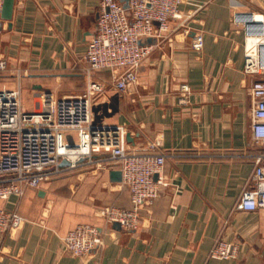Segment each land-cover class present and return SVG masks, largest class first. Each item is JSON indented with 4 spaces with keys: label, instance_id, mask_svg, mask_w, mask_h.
I'll use <instances>...</instances> for the list:
<instances>
[{
    "label": "crops",
    "instance_id": "0c3cea01",
    "mask_svg": "<svg viewBox=\"0 0 264 264\" xmlns=\"http://www.w3.org/2000/svg\"><path fill=\"white\" fill-rule=\"evenodd\" d=\"M100 1L15 0L5 20L0 0V57L8 62L0 88L21 87L25 109L33 110L38 91L80 95L90 80L100 83L95 120L126 125L132 150L159 142L158 151L168 154V184L143 207L135 230L97 214L111 204L132 205L128 187L111 180L112 169L76 168L61 181L27 187L2 203L25 221L0 231V264H264V208L238 207L254 171L253 161L238 155L261 149L252 110L253 87L264 74L244 71L247 33L234 21L236 13L264 18V0H183L184 16L171 19L170 31L143 40L153 49L138 69L139 83L126 92L110 70L87 73ZM196 31L204 34L200 51L192 45ZM182 82L192 89L188 104L179 102ZM76 179L82 182L70 196L53 192ZM80 222L102 227L101 249L77 256L65 247L63 236ZM221 238L238 245L235 257H210Z\"/></svg>",
    "mask_w": 264,
    "mask_h": 264
},
{
    "label": "built area",
    "instance_id": "2783aa9c",
    "mask_svg": "<svg viewBox=\"0 0 264 264\" xmlns=\"http://www.w3.org/2000/svg\"><path fill=\"white\" fill-rule=\"evenodd\" d=\"M182 1L129 0L126 7L120 0H101L96 30L85 51L88 75L110 70L113 84L121 92L137 85L138 69L153 49L143 40L165 36L171 19L184 16L179 7ZM254 19L248 13L234 15V21L243 22L247 33L244 71L264 74V18ZM192 45L196 51L203 49L202 31L195 32ZM7 67V60L0 57V73ZM102 91V85L94 80L80 95L57 97L41 90L35 93V109L27 110L21 87L0 88V231L14 232L25 221L21 214L3 206L4 201L23 195L27 187H39L66 171L84 167L121 170L132 205L111 204L97 214L127 230L140 226L143 207L168 184L163 175L168 154L158 151L156 141L150 142L147 150H132L126 125L97 122L93 101ZM191 93L189 83L182 82L179 102L188 104ZM253 95L252 136L261 149L238 155L254 163L251 181L238 202V207L248 211L264 208V79L255 82ZM63 160L68 163L62 165ZM62 239L77 256L105 244L102 227L91 222L76 224ZM237 251L235 242L221 238L211 248L210 257L228 259Z\"/></svg>",
    "mask_w": 264,
    "mask_h": 264
},
{
    "label": "rangeland",
    "instance_id": "374dc122",
    "mask_svg": "<svg viewBox=\"0 0 264 264\" xmlns=\"http://www.w3.org/2000/svg\"><path fill=\"white\" fill-rule=\"evenodd\" d=\"M23 93V92H22ZM24 94V93H23ZM99 100H100V96L98 95V96H96L95 98H94V101H93V114H94V107H95V104L97 103V102H99ZM36 104V103H35ZM31 107H32V103L30 102L29 103V109H31ZM84 168H90V167H84ZM73 175H75V173H72V171L71 170H69V171H66L64 174H62V175H60V176H58V177H56V178H53V179H51V180H48L46 183L47 184H51V183H55V182H57V181H61L62 179H64V178H67L68 176H73ZM79 182H82V180H80V179H76V180H73V183H72V186H69V185H64V186H61V187H59L58 189H56L55 187H53V192L54 193H58V192H60L63 196H70L69 194L72 192V190H77V188H78V183ZM84 200V199H83ZM82 200V201H83ZM100 209V208H99ZM98 209V210H99ZM97 210V211H98Z\"/></svg>",
    "mask_w": 264,
    "mask_h": 264
},
{
    "label": "water",
    "instance_id": "95a60500",
    "mask_svg": "<svg viewBox=\"0 0 264 264\" xmlns=\"http://www.w3.org/2000/svg\"><path fill=\"white\" fill-rule=\"evenodd\" d=\"M128 1L125 0L124 5L127 7L128 6ZM14 5H15V0H3L2 4V9H1V17L5 20H11L14 12ZM129 137V134H128ZM68 161L63 160L61 163L62 165L67 164ZM110 176L112 181H122V172L119 169H112L110 170ZM118 226L120 224L118 222H115Z\"/></svg>",
    "mask_w": 264,
    "mask_h": 264
},
{
    "label": "bare ground",
    "instance_id": "6f19581e",
    "mask_svg": "<svg viewBox=\"0 0 264 264\" xmlns=\"http://www.w3.org/2000/svg\"><path fill=\"white\" fill-rule=\"evenodd\" d=\"M37 100V99H36Z\"/></svg>",
    "mask_w": 264,
    "mask_h": 264
}]
</instances>
